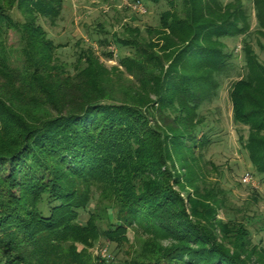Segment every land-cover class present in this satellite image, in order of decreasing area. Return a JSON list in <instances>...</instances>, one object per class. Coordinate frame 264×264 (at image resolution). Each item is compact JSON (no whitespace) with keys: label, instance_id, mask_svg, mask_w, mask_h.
Instances as JSON below:
<instances>
[{"label":"trees","instance_id":"trees-1","mask_svg":"<svg viewBox=\"0 0 264 264\" xmlns=\"http://www.w3.org/2000/svg\"><path fill=\"white\" fill-rule=\"evenodd\" d=\"M139 1L168 7L155 40H139V29L137 39L115 37L130 52L108 69L101 56L112 52L57 56L65 45L55 47L39 21L54 26L63 0H0V264H90L75 242L97 233L119 248L130 230L145 240L123 264H241L245 246L258 252L240 221L220 222L216 235L208 203H220L221 190L195 180L214 142L212 106L232 75V122L247 129L240 145L264 176V0ZM239 37L241 69L227 44ZM179 168L195 188L190 223L172 190Z\"/></svg>","mask_w":264,"mask_h":264},{"label":"rangeland","instance_id":"rangeland-1","mask_svg":"<svg viewBox=\"0 0 264 264\" xmlns=\"http://www.w3.org/2000/svg\"><path fill=\"white\" fill-rule=\"evenodd\" d=\"M228 1L231 0H224V2ZM132 3L133 0H63L61 15L54 26L43 20H40L39 23L44 27L48 38L54 42L55 47L58 44L65 45L56 51L62 61L73 63L76 52L80 48L92 47L99 55H102L103 51L113 53V58L110 61L101 56L105 67L111 69L112 66L117 65L119 57H124L130 52L116 43L114 38L134 39L136 37L134 32L139 29V40L150 37L155 40L156 32L154 33V31L159 26V16L168 8L164 2L153 4L149 1H141L145 13H140L130 8ZM248 4L246 5L247 9L251 7ZM21 14L20 11L15 12L13 19L21 18ZM249 23L250 31L253 33L257 28L253 13L249 17ZM126 25L131 27L129 31L133 33L126 30ZM148 28H153L152 36L147 32ZM242 39L244 38L239 37L234 41H227L230 49H234V61L237 69L243 67ZM259 39L264 43V37ZM103 40H107L108 44L105 45ZM15 42L16 35L10 31L8 43L14 45ZM100 42L103 44L100 45ZM251 45L260 54L256 35L253 36ZM260 57L262 58V55ZM129 79L132 80V77ZM235 79H237L236 75H232L224 80L218 98L212 106L217 114L213 118L215 123L214 142L208 147L202 158H199L196 171L200 179L195 180V185L199 184L202 189L214 187L221 190L217 198L220 203L213 200L208 203L210 208L215 210L212 229L216 235L220 236V231L215 226L220 222L237 220L245 224L249 230L252 244L257 245L258 252L252 251L251 245L250 247L245 246L243 252L238 253L239 262L241 264H264V176L254 171L246 151L240 145L239 136L245 138L247 129L232 122V106L228 93L231 82ZM198 151L195 150V153L198 154ZM246 173L252 175L253 184L241 183V179ZM175 175L178 176L175 180H178L180 184L176 186L171 181V185L172 190L182 202L179 209L187 215V220L183 219V221L193 222L195 217H192L191 210L192 200L196 197L195 188L187 181L188 174L183 169L179 168ZM189 178L195 179L193 176H189ZM202 192L199 193L206 197L207 193ZM89 207L90 211L81 213L78 219L82 226L87 225L90 214L94 211L93 205ZM103 220L105 221V219ZM103 223L101 221L97 225L102 226ZM96 235L88 237L87 242H75L73 245L77 253H82L86 262L90 264H96L97 261L123 264L129 253L140 252L139 246L145 240L143 234L130 230L126 234L127 242L122 241L119 248H116L114 244L108 243L99 234L96 233ZM218 243H222V241L218 240ZM225 244L227 246L225 248L232 255V247L228 243ZM171 245L169 241L162 242L163 248H168ZM188 245L190 249H197L193 244ZM204 248H208V246ZM0 253L3 252L0 251Z\"/></svg>","mask_w":264,"mask_h":264},{"label":"built area","instance_id":"built-area-1","mask_svg":"<svg viewBox=\"0 0 264 264\" xmlns=\"http://www.w3.org/2000/svg\"><path fill=\"white\" fill-rule=\"evenodd\" d=\"M130 8H132L133 10H136V11H138V12H140V13H141V12H142V13H145V9L143 8V6H142V4H141V2H140L139 0L133 2V3L131 4ZM252 180H253L252 175H251L250 173H246V174L242 177V179H241V183H242V184H245V185H247V184H253V183H252Z\"/></svg>","mask_w":264,"mask_h":264}]
</instances>
